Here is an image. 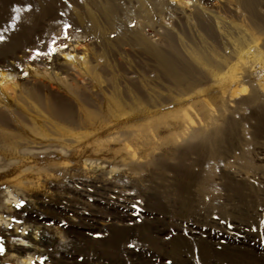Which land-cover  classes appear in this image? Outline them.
<instances>
[{
  "label": "rangeland",
  "instance_id": "rangeland-1",
  "mask_svg": "<svg viewBox=\"0 0 264 264\" xmlns=\"http://www.w3.org/2000/svg\"><path fill=\"white\" fill-rule=\"evenodd\" d=\"M100 1L0 0V264H264V34L240 58L235 0Z\"/></svg>",
  "mask_w": 264,
  "mask_h": 264
},
{
  "label": "bare ground",
  "instance_id": "bare-ground-1",
  "mask_svg": "<svg viewBox=\"0 0 264 264\" xmlns=\"http://www.w3.org/2000/svg\"><path fill=\"white\" fill-rule=\"evenodd\" d=\"M40 1V0H39ZM119 1V0H118ZM237 1L239 4L238 6L240 5L242 7V9L244 8V10H247V13L249 15V23L248 24H251L253 27V29H251L250 31L253 32L255 34V36H253L254 34L251 33L250 31H248V29H246L248 34H247V37L246 39H239L237 41V44H238V51L236 53H239L240 52V58H246V57H249L248 55H250V53H252L251 57L253 58H258L260 57L259 56V53H256V52H250L249 51V48H247L246 50H243V51H240L241 48L243 46H245L246 42L249 41V39L251 40H256L255 37H256V34L257 33H262L264 34V16H258L257 12L255 11V8H256V0H235ZM42 2V1H41ZM45 2V1H44ZM43 3V2H42ZM51 3V2H50ZM116 0H102L99 2V4L97 5L98 6V10L101 12V14L104 15V17L107 19L109 17H111L113 14H115L117 12V10L119 8H117V4H116ZM11 5H14V4H10L9 7ZM52 6V5H51ZM16 7V6H15ZM13 9L12 13H13V16L14 17H18L19 13H20V10H18V8H15ZM39 7V6H38ZM40 8V7H39ZM37 11V10H36ZM145 11V10H144ZM90 12V11H89ZM89 12H87L88 14V25L89 27L94 31L95 30V24H96V21L93 17L92 14H90ZM31 13V12H30ZM73 13V12H72ZM93 13V12H92ZM257 13V14H256ZM33 14V13H32ZM28 19L27 21L30 19L29 15L27 16ZM70 20V18H69ZM80 22H83L82 19L79 20ZM141 26V25H140ZM245 30V29H244ZM131 32V31H130ZM244 32V31H243ZM241 33V32H240ZM258 35V34H257ZM72 37V35H70ZM146 36V35H145ZM137 42L142 44V45H146V48H148V50H150L152 53H153V56H157L156 59H158V62L160 63V66L162 67V69L167 73V75H170L171 77H173V80H175L176 83H179L180 86H185V84H187L188 82L186 81V77H184L183 74H181L182 71L178 70L179 68L177 66H175L172 62H169L166 60V57H162L160 56V54L158 55L159 51L157 52V49L156 47H154L152 44H146V43H151V42H145L144 38L142 36H139L138 39H137ZM254 43V42H253ZM139 44V45H140ZM248 47V46H247ZM201 48V47H199ZM237 48V47H236ZM203 49V48H202ZM147 50V49H146ZM198 51V50H197ZM194 52V51H193ZM149 53V51H148ZM65 56V59L68 60V62H71V63H74V62H78L79 64L82 65V62H83V58L82 57H77L75 58L71 53L69 52H66V53H63ZM213 55V53H212ZM238 57V56H237ZM165 58V59H164ZM219 57L216 58V60H212L211 59V56L206 52V50H199L198 52H195L193 53V59H195L196 62H198L202 67H204L208 74L211 75L212 77H215V79H217L219 77V79H222L220 81H222V83L219 84L220 88H223L224 86H227L229 87L231 84L234 85L235 84V79L237 78V74H236V70L237 68L234 66V65H230V67H227L226 70L224 72H221L219 70V63H218V59ZM252 58V59H253ZM263 58V56H262ZM220 59V58H219ZM255 60V59H254ZM258 60V59H257ZM260 60V59H259ZM171 61V60H170ZM225 63V62H224ZM159 65V64H158ZM237 66V65H236ZM74 67V66H73ZM160 67V68H161ZM182 70V69H181ZM184 73H186L184 71ZM4 79V80H3ZM6 79V80H5ZM214 79V78H213ZM185 82H184V81ZM12 82V77L10 74H5V75H2V78L0 79V91H6V89L8 87V83ZM237 87L236 86H233V88L230 90V94H233L235 93ZM239 91H242L243 88H239L238 89ZM145 100V99H143ZM116 101V100H115ZM118 103V102H117ZM107 105V104H106ZM129 107V106H128ZM105 108V106H104ZM109 108V107H108ZM113 107H111L112 109ZM119 108V107H117ZM136 108V107H135ZM110 109V108H109ZM108 110V109H107ZM117 111H104L102 114H97V115H93L92 118H90L91 120L93 121H98L100 122L104 115L105 116H108L109 118V115H112V117L116 116V115H119L121 114V112L123 110L121 109H116ZM138 110V109H137ZM107 113H110V114H107ZM124 113V112H123ZM104 114V115H103ZM125 115V114H124ZM130 124H133V125H138L141 120L143 119L144 121H148L150 119V114L145 112V119L144 118H140V117H137L136 115H132L131 112H130ZM151 121V120H150ZM190 122V121H189ZM123 123V122H122ZM125 125V124H124ZM110 137V136H109ZM110 139V138H109Z\"/></svg>",
  "mask_w": 264,
  "mask_h": 264
},
{
  "label": "snow or ice",
  "instance_id": "snow-or-ice-1",
  "mask_svg": "<svg viewBox=\"0 0 264 264\" xmlns=\"http://www.w3.org/2000/svg\"><path fill=\"white\" fill-rule=\"evenodd\" d=\"M17 207L19 208L20 207V205H17ZM25 215H26V213H25ZM16 223H21V221L20 220H16ZM51 226V225H50ZM0 251H2V250H0Z\"/></svg>",
  "mask_w": 264,
  "mask_h": 264
},
{
  "label": "clouds",
  "instance_id": "clouds-1",
  "mask_svg": "<svg viewBox=\"0 0 264 264\" xmlns=\"http://www.w3.org/2000/svg\"><path fill=\"white\" fill-rule=\"evenodd\" d=\"M63 242V241H62Z\"/></svg>",
  "mask_w": 264,
  "mask_h": 264
}]
</instances>
